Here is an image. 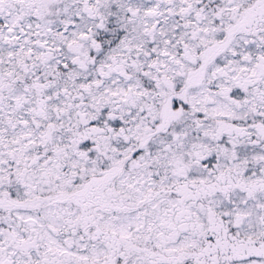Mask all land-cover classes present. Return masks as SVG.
Here are the masks:
<instances>
[{
  "label": "snow or ice",
  "instance_id": "snow-or-ice-1",
  "mask_svg": "<svg viewBox=\"0 0 264 264\" xmlns=\"http://www.w3.org/2000/svg\"><path fill=\"white\" fill-rule=\"evenodd\" d=\"M0 264H264V0H0Z\"/></svg>",
  "mask_w": 264,
  "mask_h": 264
}]
</instances>
